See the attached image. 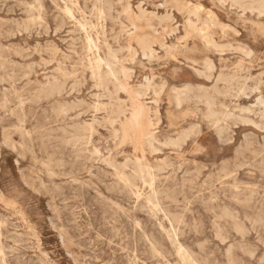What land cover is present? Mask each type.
<instances>
[{"label": "rangeland", "instance_id": "obj_1", "mask_svg": "<svg viewBox=\"0 0 264 264\" xmlns=\"http://www.w3.org/2000/svg\"><path fill=\"white\" fill-rule=\"evenodd\" d=\"M0 264H264V0H0Z\"/></svg>", "mask_w": 264, "mask_h": 264}, {"label": "bare ground", "instance_id": "obj_2", "mask_svg": "<svg viewBox=\"0 0 264 264\" xmlns=\"http://www.w3.org/2000/svg\"><path fill=\"white\" fill-rule=\"evenodd\" d=\"M255 3V2H254ZM257 4H259L258 2H257ZM174 5H175V3H174ZM175 7V6H174ZM131 8V7H130ZM69 9V8H68ZM67 9V10H68ZM70 10V9H69ZM68 10V11H69ZM69 13V12H68ZM72 13V12H71ZM70 15V14H69ZM72 16V15H71ZM134 24V23H133ZM135 27V30H137L136 28V26H134ZM138 29H140V28H138ZM134 32V31H133ZM134 36V35H133ZM169 36V35H168ZM170 47V46H169ZM149 52H152V48H150V51ZM146 54V53H145ZM112 57V56H111ZM148 58V57H147ZM152 58V57H151ZM131 59V58H130ZM109 60V59H108ZM176 60V59H175ZM98 61V60H97ZM111 61V60H110ZM99 62V61H98ZM107 63V65H108V67H109V74L111 75V74H114V67L112 68L111 66V64L112 63H110L109 61H107L106 62ZM97 64H100V63H97ZM120 65V64H119ZM99 68V67H98ZM97 71V70H96ZM95 72V71H94ZM98 72V71H97ZM122 72H124V74H126L127 72L123 69L122 70ZM96 73V72H95ZM100 80V79H99ZM122 86H124L126 89H127V87L125 86V84H122ZM124 89V88H123ZM125 89V90H126ZM148 90V89H147ZM128 92V91H127ZM131 92V98H132V100H131V102H132V112H131V116L129 117V120H130V122H129V120L127 121V122H129V123H127V124H129V125H137V126H139L140 127V134H141V136L142 137H145V139H146V141L147 142H152V140H154L155 139V135H154V132L152 131V130H149L148 128H146L145 130L143 129V127H144V122L146 121L147 123H148V125H150V127H152V122H151V119L149 118V116H148V110H147V107H146V105L142 102V101H140V99L138 98L139 96H137V93H135V92H132V91H130ZM97 107V106H96ZM99 109V108H98ZM131 123V124H130ZM124 125H126V124H124ZM128 125V126H129ZM135 127V126H134ZM126 129V128H125ZM127 129H128V127H127ZM133 129V128H132ZM135 130V129H134ZM131 133H134V132H131ZM132 135V134H131ZM140 136V137H141ZM140 139H142V138H140ZM144 139V138H143ZM122 141V140H121ZM140 142V141H139ZM122 145V144H121ZM144 156V155H143ZM143 158V157H142ZM146 161V160H145ZM151 169V168H150ZM141 194V193H140ZM169 221V220H168ZM61 230V229H60ZM20 237V236H19ZM19 239V238H18ZM16 241V240H15ZM25 243H26V241H25ZM28 247V246H27ZM10 250V249H9ZM31 250V249H30Z\"/></svg>", "mask_w": 264, "mask_h": 264}]
</instances>
